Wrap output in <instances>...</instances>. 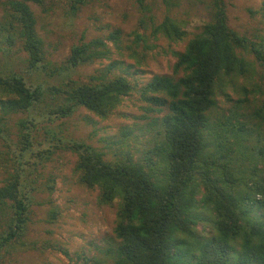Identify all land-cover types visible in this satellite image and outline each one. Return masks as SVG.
I'll list each match as a JSON object with an SVG mask.
<instances>
[{
	"label": "trees",
	"instance_id": "16d2710c",
	"mask_svg": "<svg viewBox=\"0 0 264 264\" xmlns=\"http://www.w3.org/2000/svg\"><path fill=\"white\" fill-rule=\"evenodd\" d=\"M31 2L43 3H2L0 40L20 45L31 70H47L49 62ZM69 2L75 15L90 0ZM208 6L211 18L184 51L176 53L174 75H156L142 89L126 76H111L114 65L92 74L88 82L69 80L60 87L31 85L15 71L0 73V158L10 164L0 187V255L24 243L37 203L40 170L58 150H67L78 157L79 182L99 190L100 206L118 202L114 237L107 251L114 264H264L263 170L258 165L238 166L236 149H227L224 138L247 130L238 120L244 115L227 118L223 114L226 120L210 121L212 111L222 109L220 97L234 103L231 90L245 95L236 104L251 102L249 87L253 86L259 95H254L249 120L263 125L264 84L255 85L253 80L258 74L256 63L264 72V37L252 41L234 30L226 0H209ZM154 33L173 42L186 37L181 23L169 16ZM120 36L115 32L110 39L118 44ZM140 40L138 34L137 43ZM110 52L103 40H82L72 48L66 69L91 65ZM136 92L147 103L146 115L165 112L149 123L152 129L160 125L161 130L138 161L129 152L125 160L108 161L93 145L62 137V130H46L47 138L39 139V107L50 122L72 117L80 109L106 120L125 97ZM20 113L29 116L17 122L14 141L6 117Z\"/></svg>",
	"mask_w": 264,
	"mask_h": 264
},
{
	"label": "rangeland",
	"instance_id": "374dc122",
	"mask_svg": "<svg viewBox=\"0 0 264 264\" xmlns=\"http://www.w3.org/2000/svg\"><path fill=\"white\" fill-rule=\"evenodd\" d=\"M4 1L0 2V22L4 15ZM42 1V4L31 2L30 5L36 16L37 32L44 42L48 69L31 70L28 56L20 45L9 46L0 40V73L15 71L29 84L44 87H60L69 80L88 82L92 74L106 71L114 65L111 76H126L138 89H142L156 75H174L176 53L183 52L188 41L199 34L211 18L209 0H143V5L140 0H90L75 15L70 11L69 0ZM226 3L230 26L250 40L260 41L264 37V0H226ZM166 16L181 23L186 32L184 40L173 42L160 34L155 35V27ZM115 32L121 35L118 44L110 39ZM138 34L143 40L137 43ZM96 39L108 45L111 51L108 57L67 70L66 63L72 48L82 40ZM246 58L255 62L254 56ZM255 67L258 74L253 82L263 86V69L257 63ZM243 83L244 80L240 82ZM253 89V86L249 87L251 102L241 105L235 102L240 97L244 98L243 94L230 90L234 103L220 97L222 109L213 110L210 121L226 120L223 114L227 118L238 113L245 116L238 120L246 124L243 127L247 130L242 135L225 136V145L227 149H236L238 166L258 165L264 178V123L258 126L259 121L250 123L249 120L254 95H259ZM146 105L140 93L136 92L125 97L115 114L106 120L80 109L72 117L52 122L43 117L44 110L39 107L36 112L40 117L39 139L47 138L46 130H62V137L93 145L105 153L108 161L125 160L128 152L138 161L143 150L153 146L152 141L161 130L158 128L160 125L152 129L149 123L162 118L165 113L146 115L143 110ZM28 116L20 113L6 117L14 141L18 132L17 122ZM124 135L129 137L124 138ZM55 143L54 140L52 145ZM0 149H3L2 145ZM77 160L73 152L58 150L45 168H41V176L37 178V203L32 208L24 243L1 254L0 264H114L107 251L114 237L118 202L112 206H100L99 190L89 189L79 182L75 173ZM8 164L0 158V187L7 178ZM1 228L0 222V231Z\"/></svg>",
	"mask_w": 264,
	"mask_h": 264
}]
</instances>
